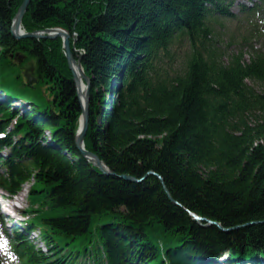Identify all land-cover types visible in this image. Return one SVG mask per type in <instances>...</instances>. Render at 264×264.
<instances>
[{
    "label": "trees",
    "instance_id": "obj_1",
    "mask_svg": "<svg viewBox=\"0 0 264 264\" xmlns=\"http://www.w3.org/2000/svg\"><path fill=\"white\" fill-rule=\"evenodd\" d=\"M22 1L0 0V188L32 183L20 264H264V0H30L26 31L70 33L111 173L76 142L62 37L12 32Z\"/></svg>",
    "mask_w": 264,
    "mask_h": 264
},
{
    "label": "rangeland",
    "instance_id": "obj_2",
    "mask_svg": "<svg viewBox=\"0 0 264 264\" xmlns=\"http://www.w3.org/2000/svg\"><path fill=\"white\" fill-rule=\"evenodd\" d=\"M240 1L248 2V0H235V3L233 5V10L236 12L239 9ZM22 29L25 30L24 27H22ZM18 59H20L21 61L20 60L18 61ZM18 59L16 58V61L19 65L10 63L11 70H13V68L22 70V76L25 82L26 83L30 82L33 85V83L36 81L35 79L36 75L35 73H33V69H32L34 62L33 59L30 60L29 58H26L25 55L22 54ZM16 71L14 74H17ZM79 97L82 105L83 98L81 97V95ZM79 125H80V121H79ZM6 152L7 150L5 149L3 153L5 154ZM31 186L32 183H27L26 188L23 189V191H20L15 196L9 194V192H7L5 189L0 188V264H20L19 258L16 256V254L13 252L11 248L10 239L13 235L12 228L14 227V225L17 224L19 226H22V223H20L19 221H24L25 218L28 217V215H26L24 212L26 208L30 205L29 191L31 189ZM31 238L34 240V243L36 245L44 247V244L40 242L41 240L39 237V230H35L32 233Z\"/></svg>",
    "mask_w": 264,
    "mask_h": 264
},
{
    "label": "water",
    "instance_id": "obj_3",
    "mask_svg": "<svg viewBox=\"0 0 264 264\" xmlns=\"http://www.w3.org/2000/svg\"><path fill=\"white\" fill-rule=\"evenodd\" d=\"M29 2H30V0H23L21 5L19 6V8H18V10L14 16V20H13V24H12V32L14 33V35L17 38H20V37L55 38L57 36L62 37L63 42H64L63 44H64V48H65V54H66L69 66L72 69V72L74 75V80L76 81V84H77L79 96H80V89H79L80 79H79L78 73L74 67L76 64H77V67H79V69H80L79 73L81 74L84 81H86V83H85L86 91H85V95H84L85 97H84V100L82 101L83 102V104H82L83 110H82V113L80 116V118H82V127H81L80 131L77 133L76 142H77L79 148L81 149V151L83 152V154H85L89 160H91L94 164H96L102 171H104L106 173H111L112 171L104 163V161L99 157V155L93 151L87 150L85 148V145H84V138H85L87 128H88L90 77L84 71V68H83L82 63H81V58H76V55L74 54L75 47L71 46L70 33L68 30H66L60 26L47 27L45 29L35 30V31L23 30L22 29V18H23L25 11L28 8ZM17 55H19V53H17ZM93 158H95V160ZM123 177H125L127 179H131V180H138L137 178H135L131 175H127V174H124ZM161 180L163 182L162 178H161ZM166 191L170 195V192L168 191L167 188H166ZM193 215L196 218V220H198V221H202L203 219H207V218L200 216L199 214L193 213ZM207 220H208V223L217 224L218 226H220L224 230L229 229V228L222 226L217 221H214L212 219H207Z\"/></svg>",
    "mask_w": 264,
    "mask_h": 264
},
{
    "label": "bare ground",
    "instance_id": "obj_4",
    "mask_svg": "<svg viewBox=\"0 0 264 264\" xmlns=\"http://www.w3.org/2000/svg\"><path fill=\"white\" fill-rule=\"evenodd\" d=\"M74 67H75V69H76V71L78 73L79 79H80V82H79L80 95H81V97L84 100V97H85L84 95H85V91H86L85 81L82 78L81 74L79 73L80 69H79V67H77V64ZM81 127H82V118L80 119V125H79V128H78V132L80 131ZM93 159L95 160V158H93ZM26 186H27V183L24 184L23 189H25ZM23 189L21 191H23Z\"/></svg>",
    "mask_w": 264,
    "mask_h": 264
}]
</instances>
